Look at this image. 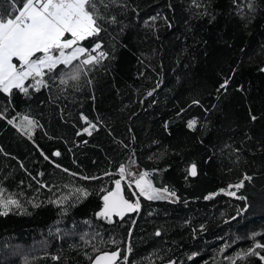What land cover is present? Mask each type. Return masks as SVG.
I'll return each mask as SVG.
<instances>
[{"label": "trees", "instance_id": "16d2710c", "mask_svg": "<svg viewBox=\"0 0 264 264\" xmlns=\"http://www.w3.org/2000/svg\"><path fill=\"white\" fill-rule=\"evenodd\" d=\"M93 2L102 31L83 46L101 42L106 59L81 65L79 80L59 66L39 91L31 80L28 95L0 91V189L21 205L0 209V264H90L116 248V264H231L264 244V0ZM81 114L97 125L90 136ZM23 116L38 122L30 137ZM120 164L179 199L140 196L137 212L99 217ZM244 174L235 197L220 192ZM134 179L122 180L131 201ZM74 187L88 195L53 202Z\"/></svg>", "mask_w": 264, "mask_h": 264}, {"label": "snow or ice", "instance_id": "6c2138e0", "mask_svg": "<svg viewBox=\"0 0 264 264\" xmlns=\"http://www.w3.org/2000/svg\"><path fill=\"white\" fill-rule=\"evenodd\" d=\"M7 3L9 8L0 12V91L9 95L13 89H18L25 95H28L29 87L39 91L41 86H46V74L52 73L59 66L73 68L74 70L67 75L72 80H79L81 65L98 64L107 58L108 53L101 50V42H94L92 47L83 46L84 41L91 37H98L102 31V26L98 24V20L103 19V17L99 16L93 0H7ZM112 22H115V17L112 18ZM66 34L69 37L67 39L65 38ZM14 58L18 64L13 62ZM74 62L78 63L74 65ZM261 71H264V68ZM29 80L32 83L26 87L25 82ZM228 84L229 80L225 79L220 85V89L226 90ZM148 95H152V93L149 92ZM194 103H198V101H194ZM2 116L3 113H0V117ZM81 118L88 124V127L82 129V132L89 136L92 135L90 129H96L97 125L88 121L83 114H81ZM251 119L255 120L256 117L251 116ZM22 122H27V128L22 127L21 130L30 137L31 130L37 126L38 122L29 119L28 116H23ZM8 123L12 124L13 120L9 119ZM195 125L196 121L191 120L187 126L194 129ZM53 155L59 157L61 154L56 151ZM45 159L48 157L45 156ZM55 166L61 167L59 164ZM63 171L68 172L69 170L63 169ZM118 171L120 179L114 181V189L107 190L106 194L103 195V207L97 213L99 217L108 219L109 222H112L113 216L123 219L126 214L137 212L140 208V196L149 201L179 199L174 190L170 191L167 187H155L153 182L148 179L149 173L147 171L137 176L136 173L129 172L124 164L118 166ZM196 174V166L193 164L190 175L195 176ZM71 175L76 176L77 173H71ZM105 175H112V173L106 172ZM129 175L135 177L134 184L135 188L138 189L135 201L125 198L123 194L122 180H125ZM80 178L84 180L99 179L95 176H82ZM251 179V176L244 174L237 183L229 185L227 189H220V192L235 197L236 192L231 191V189L234 188L238 191L244 187L245 181ZM41 186L48 187L46 184ZM72 194L77 200L81 196L88 195L85 189L74 187L69 195L61 196L60 199L53 202L59 205L68 200ZM218 194L210 193L205 196V199H212ZM237 198L246 199L243 196ZM12 205L17 208L21 207L16 199L0 189V209L4 210L2 214L6 215L7 210ZM156 235L159 236L160 232L157 231ZM256 249L264 250V244L257 242L253 248L242 254L237 253L236 257H229L228 259L231 264H235L236 259L256 255L261 261H264V256H260ZM131 250L129 245L127 251L131 252ZM119 257V251L104 252L95 257L93 264H116ZM123 259L126 261L127 256ZM170 264H174V262H170Z\"/></svg>", "mask_w": 264, "mask_h": 264}, {"label": "water", "instance_id": "95a60500", "mask_svg": "<svg viewBox=\"0 0 264 264\" xmlns=\"http://www.w3.org/2000/svg\"><path fill=\"white\" fill-rule=\"evenodd\" d=\"M262 68H264V65H263V67ZM194 163H191L190 165H189V173H190V169H191V166L193 165ZM196 172H197V170H196ZM192 176V175H191ZM122 186H123V184H122ZM114 187H115V185L113 186V188L112 189H114ZM111 189V190H112ZM123 194H124V196H125V198H127V199H129L127 196H126V194H125V190H124V186H123ZM130 200V199H129ZM134 213V212H133ZM129 214V213H128ZM120 248H116L115 250H106V251H102V252H99L98 254H101V253H104V252H109V253H111V252H114V251H119L120 252ZM98 254H96L94 257H93V259L91 260V262H90V264H93V261H94V259H95V257L98 255ZM119 260V258L117 259V261ZM116 261V262H117Z\"/></svg>", "mask_w": 264, "mask_h": 264}, {"label": "rangeland", "instance_id": "374dc122", "mask_svg": "<svg viewBox=\"0 0 264 264\" xmlns=\"http://www.w3.org/2000/svg\"><path fill=\"white\" fill-rule=\"evenodd\" d=\"M65 38L67 39V38H69V37L66 35V37H65ZM13 62L18 64V62H17V60H15V58H14ZM128 187H129V185H128ZM131 191H132V194H133V196H135V197H136V195H135L134 191H133V190H131Z\"/></svg>", "mask_w": 264, "mask_h": 264}]
</instances>
